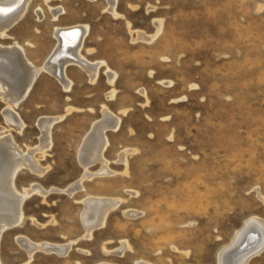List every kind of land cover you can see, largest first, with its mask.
Listing matches in <instances>:
<instances>
[{"label": "rangeland", "instance_id": "obj_1", "mask_svg": "<svg viewBox=\"0 0 264 264\" xmlns=\"http://www.w3.org/2000/svg\"><path fill=\"white\" fill-rule=\"evenodd\" d=\"M51 6L63 8L57 20ZM107 6L31 0L11 36L0 35L5 45H24L40 65L57 44V26L89 24L84 53L118 73L112 84L103 68L92 82L68 66L69 91L52 74L38 76L16 107L23 131L9 128L17 143L24 150L39 145L41 116H65L52 126L45 156L36 152L46 173L24 168L20 190L36 181L69 188L84 172L79 151L94 122L104 120L103 105L121 117L107 132L114 173L97 161L86 189L32 195L24 223L3 235L1 264L30 259L19 235L72 242L66 255L36 251L32 264H221V249L233 246L244 222L264 220V0H119L118 17ZM140 32L154 37L138 39ZM6 106L0 98L4 127ZM88 195L121 200L91 236L82 219ZM124 241L132 247L122 254ZM248 264H264V250Z\"/></svg>", "mask_w": 264, "mask_h": 264}, {"label": "bare ground", "instance_id": "obj_2", "mask_svg": "<svg viewBox=\"0 0 264 264\" xmlns=\"http://www.w3.org/2000/svg\"><path fill=\"white\" fill-rule=\"evenodd\" d=\"M118 1L106 0L108 10L115 17L122 15L117 10ZM30 2L31 0H0V35L2 37L11 36L9 31L25 17ZM50 9L55 20L62 15L63 8L51 6ZM38 14L40 16V12ZM157 26L160 29L162 21H159ZM89 31V24L57 26L55 32L57 44L49 57L40 65L35 64L30 59L24 45L18 41L9 45L0 42V98L7 102L4 116L8 123V127L0 126V264L3 262L1 256L3 235L9 229L19 227L24 223L26 215L23 206L32 195L39 193V195L45 196L53 190H66V192L73 194L77 190L86 189L85 180H91L98 174L89 170L90 165L97 161L103 164V169H107V173H114L113 169L112 171L108 169L109 160L105 157V151L110 143L107 132L118 129L121 124V117L113 113L104 104V120L94 122L79 151V159L84 166V172L69 188H46L36 181L20 190L16 184L19 172L26 167L31 169L29 171L36 172V175L41 176L46 173L48 167L42 165L40 158L36 156V152L39 151L42 153L41 156H45L52 144V126L65 116H41L38 123L42 130L39 145L29 146L27 150H24L17 143L9 128L23 131L26 123L20 113L17 112L16 107L28 97L38 76L41 73L54 75L66 91H69L73 85V80L68 74V66L71 65L83 69L92 82L96 81L103 68L106 69L110 83L113 84L116 80L118 73L110 67L106 60H91L84 53L85 38ZM138 35L140 38H137L144 39V41L154 37H147L142 32ZM114 95L115 91L112 90L108 96L113 98ZM73 109L74 107L68 106L66 111L70 112ZM126 150H122L123 152L119 155L120 159H125L126 152H128ZM119 202H121L119 199L95 195H88L82 199L84 204L82 219L86 227V236H91L95 229L105 225L109 213L116 208ZM17 239L29 253L30 259L25 264H32L31 259L38 250L66 255L73 246L72 242L34 241L24 235H19ZM232 243L233 246H236L231 251L232 246L230 245H225L221 249L218 257L221 264H248L252 258L264 250V220L259 217H252L244 222L243 226L236 231ZM131 247L128 241H124L122 250L117 252L122 253ZM99 264L114 263L101 262ZM139 264L150 263L141 261Z\"/></svg>", "mask_w": 264, "mask_h": 264}, {"label": "water", "instance_id": "obj_3", "mask_svg": "<svg viewBox=\"0 0 264 264\" xmlns=\"http://www.w3.org/2000/svg\"><path fill=\"white\" fill-rule=\"evenodd\" d=\"M234 246H236V245H234ZM234 246H232V248L230 249V251L234 248ZM229 252V251H228ZM227 254V253H226Z\"/></svg>", "mask_w": 264, "mask_h": 264}]
</instances>
